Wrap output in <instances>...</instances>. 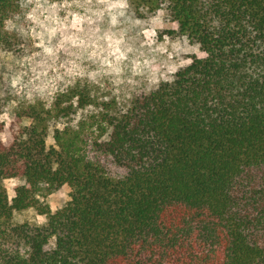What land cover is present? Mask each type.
<instances>
[{
	"label": "trees",
	"instance_id": "16d2710c",
	"mask_svg": "<svg viewBox=\"0 0 264 264\" xmlns=\"http://www.w3.org/2000/svg\"><path fill=\"white\" fill-rule=\"evenodd\" d=\"M128 3L139 20L165 10L200 54L82 117L94 100L77 89L13 103L33 5L0 0V264H264V0ZM28 210L46 222H15Z\"/></svg>",
	"mask_w": 264,
	"mask_h": 264
},
{
	"label": "rangeland",
	"instance_id": "374dc122",
	"mask_svg": "<svg viewBox=\"0 0 264 264\" xmlns=\"http://www.w3.org/2000/svg\"><path fill=\"white\" fill-rule=\"evenodd\" d=\"M31 2V34L37 50L21 63L13 81L15 105L22 98L26 104L49 108L59 94L77 89L94 100L79 111L83 117L102 100H126L171 80L200 54L198 46L169 36L176 26L162 9L148 20H139L128 0ZM0 124L9 126V113L0 115ZM47 143L53 144L52 137ZM18 184L16 179L5 181L10 199ZM68 201L66 188L47 197L53 212ZM14 220L43 224L47 218L28 210L16 212Z\"/></svg>",
	"mask_w": 264,
	"mask_h": 264
}]
</instances>
